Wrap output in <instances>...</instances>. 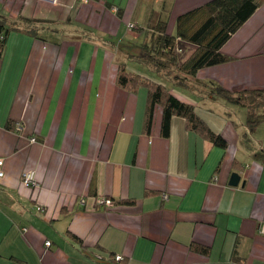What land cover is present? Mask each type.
Wrapping results in <instances>:
<instances>
[{
	"label": "crops",
	"instance_id": "crops-1",
	"mask_svg": "<svg viewBox=\"0 0 264 264\" xmlns=\"http://www.w3.org/2000/svg\"><path fill=\"white\" fill-rule=\"evenodd\" d=\"M206 1L0 0L10 20L51 21L59 41L19 27L0 56V264H264V122L244 135L245 110L234 124L236 106L171 88L226 146L177 115L163 136L159 105L145 132L146 88L116 83L113 43L142 36L128 25L155 10L173 34L177 15ZM221 52L231 59L197 80L264 89V1Z\"/></svg>",
	"mask_w": 264,
	"mask_h": 264
},
{
	"label": "trees",
	"instance_id": "trees-1",
	"mask_svg": "<svg viewBox=\"0 0 264 264\" xmlns=\"http://www.w3.org/2000/svg\"><path fill=\"white\" fill-rule=\"evenodd\" d=\"M263 1L208 0L177 15L173 34L166 31V18L160 12L152 10L145 27L133 24L130 26L133 31L142 33L140 42L136 37L135 41L120 43L118 40L113 43L117 45V51L123 52L125 57L147 66L154 73L147 76L129 71L123 60L118 58V86L133 91L139 87L147 90L143 128L145 132L150 130L154 107L159 105L162 110L160 132L163 136H168L170 119L177 115L185 119L188 129L196 131L214 145L226 146V140L208 127L195 112L194 105L180 100L170 91L171 88L197 93L200 100L222 101L243 108L247 130L244 135L251 134L264 122V89L230 90L213 80L196 79L200 68L231 59L221 52L222 45ZM50 22L22 15L17 20H10L0 13V56L7 34L19 27L32 37L59 43L55 34H52L56 29L51 28ZM226 115L230 117L229 112ZM231 121L236 124L235 120ZM16 129L20 130L17 126ZM191 248L202 254L208 252L207 247L195 243L191 244Z\"/></svg>",
	"mask_w": 264,
	"mask_h": 264
},
{
	"label": "rangeland",
	"instance_id": "rangeland-1",
	"mask_svg": "<svg viewBox=\"0 0 264 264\" xmlns=\"http://www.w3.org/2000/svg\"><path fill=\"white\" fill-rule=\"evenodd\" d=\"M130 31H132V30H130ZM141 39L142 38H140L139 42L141 41ZM115 58L116 59L119 58L120 60L122 59L124 64H125L126 69L129 70V71L137 72V73H140V74H146L147 76L148 75H154V73L147 66H145V65H143V64H141V63H139V62H137L135 60L128 59L127 57H125V55L121 51H117V54L115 55ZM237 108H238V110H237V112L235 111L233 113L234 114L233 116H234L235 122L239 123L240 122V120H239L240 119V113H242V112L244 113V109L240 108V107H237ZM244 126H245V124H244ZM245 128H246V126H245Z\"/></svg>",
	"mask_w": 264,
	"mask_h": 264
},
{
	"label": "built area",
	"instance_id": "built-area-1",
	"mask_svg": "<svg viewBox=\"0 0 264 264\" xmlns=\"http://www.w3.org/2000/svg\"><path fill=\"white\" fill-rule=\"evenodd\" d=\"M131 26V24L129 25ZM19 126V125H18ZM20 128V126L18 127ZM31 140L33 141L34 138L32 137ZM2 165H3V160L2 158H0V177L3 175V170H2ZM35 182V177H34V172L32 170H28V171H24L21 175V183L25 186V187H30L34 184ZM96 203H102L105 204L106 206H110L112 205V201L108 198H98L95 200ZM260 231L264 232V224H262L260 226ZM49 242L46 241V245H48ZM122 258L121 255H115V259L116 260H120Z\"/></svg>",
	"mask_w": 264,
	"mask_h": 264
},
{
	"label": "water",
	"instance_id": "water-1",
	"mask_svg": "<svg viewBox=\"0 0 264 264\" xmlns=\"http://www.w3.org/2000/svg\"><path fill=\"white\" fill-rule=\"evenodd\" d=\"M239 182V175L236 172H232L229 179L230 185H237Z\"/></svg>",
	"mask_w": 264,
	"mask_h": 264
}]
</instances>
